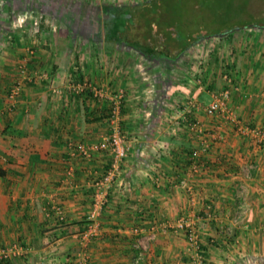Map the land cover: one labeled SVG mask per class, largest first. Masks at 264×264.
Listing matches in <instances>:
<instances>
[{
    "label": "crops",
    "instance_id": "0c3cea01",
    "mask_svg": "<svg viewBox=\"0 0 264 264\" xmlns=\"http://www.w3.org/2000/svg\"><path fill=\"white\" fill-rule=\"evenodd\" d=\"M13 1L0 0V250L19 249L0 264H264V42L231 44L230 61L205 53L199 67L124 44L71 45L55 27L38 48L12 21ZM223 90L225 113L206 115ZM111 117L128 150L99 191L100 235L82 242L94 183L111 168Z\"/></svg>",
    "mask_w": 264,
    "mask_h": 264
},
{
    "label": "trees",
    "instance_id": "16d2710c",
    "mask_svg": "<svg viewBox=\"0 0 264 264\" xmlns=\"http://www.w3.org/2000/svg\"><path fill=\"white\" fill-rule=\"evenodd\" d=\"M225 1L146 0L107 8L99 20L101 38L104 43L130 46L145 59L172 62L198 41L224 35L225 23L233 22L236 15L243 12L244 20L230 31L254 21L245 20V9L235 0ZM211 25L216 32L210 31Z\"/></svg>",
    "mask_w": 264,
    "mask_h": 264
},
{
    "label": "rangeland",
    "instance_id": "374dc122",
    "mask_svg": "<svg viewBox=\"0 0 264 264\" xmlns=\"http://www.w3.org/2000/svg\"><path fill=\"white\" fill-rule=\"evenodd\" d=\"M226 1L224 4H226ZM235 1L241 5L242 9H245V20L251 17L254 21L251 19L248 22V26L242 25L240 28L230 31L233 26L242 24L241 22L244 20L242 19L243 12L241 15H236L233 22L227 21L225 23L226 26L223 30L227 32L224 35L198 41V43L190 47L188 51L184 52L186 54L183 53L177 58L179 61L183 60L194 64L196 63L195 66L199 67L203 64L202 61L205 53L212 55L211 58H213V53H215L217 49H220L218 55L220 53V55L224 57L223 59L230 61L229 57L231 55L228 52L230 51L231 44H249L251 38L254 40L257 38V41L264 42V0ZM10 6V10L8 11H10L11 16L13 14L12 21H16V23L22 27L27 26L26 32L28 35L25 36L26 40L28 39L31 42L34 41L35 47L40 48L42 45L45 46L47 43H51L47 35L50 34L53 27H55L57 33L68 32V43H71V45H87L89 43L103 42L101 36L96 35V33L101 27L99 20L103 18L105 9L110 5L106 0H97V2L91 0H47L46 3H44L43 0H14ZM52 16H57V19H53L54 17ZM219 16L222 17V15ZM226 16L228 15L226 14ZM51 23H53L52 27ZM20 28L18 27V29ZM215 28L216 27L211 25L210 31L216 32L214 31L216 30ZM234 37H240L241 40L239 38L234 40ZM7 41L9 42L11 40ZM38 44L40 45L37 46ZM7 47H9V45H7ZM35 47L33 48L34 52H27L31 59L27 61V64L25 63V67L21 66L27 72L29 70L28 67H30L29 65L35 62L34 57L37 52ZM186 55L188 56L186 57ZM215 55H217V53ZM83 83L81 82V87L84 86ZM84 84L85 86L82 87L83 89L88 87L86 82Z\"/></svg>",
    "mask_w": 264,
    "mask_h": 264
},
{
    "label": "built area",
    "instance_id": "2783aa9c",
    "mask_svg": "<svg viewBox=\"0 0 264 264\" xmlns=\"http://www.w3.org/2000/svg\"><path fill=\"white\" fill-rule=\"evenodd\" d=\"M25 70L22 69V72ZM21 89L20 85L18 83L14 84L10 90L8 91V98L10 100H14L16 97L20 95ZM229 97V92L227 90H223L219 95L213 97L211 103L207 105L203 111L206 115L212 116L216 113H225V101ZM113 117L109 119V136L107 139V148L111 154L112 157V163L111 168L109 171H107L105 174H103L102 178L99 181H96L94 183V187L96 192L94 193L93 199H92V209L90 213L87 216V225L84 229V231L81 233V240L82 242H87L93 238H96L100 235V229L95 224V219L99 215V212L102 210V208L105 205L106 199L105 196H102V194L99 193L101 188L111 182L113 177L117 175L120 168V163L122 160L126 157L127 154V146L125 144V140L123 136L121 135L117 123H114ZM116 122V121H115ZM103 148V145H94L91 149L84 148L81 152L82 155L85 157H89L90 151H100ZM54 215H55V221L57 222V225H61L65 221V215L62 207L55 206L53 208ZM176 229L181 231L185 238L188 240L189 244L196 247L197 241L196 236L193 230L188 226L186 221L184 219H180L177 222ZM154 233L150 235V237H153ZM138 248V247H136ZM19 249L17 244L12 245L11 247L4 248L0 250V259L1 260H7L10 258V256L14 255L16 251ZM143 249L137 252L135 257V262L139 263L141 259L143 258Z\"/></svg>",
    "mask_w": 264,
    "mask_h": 264
}]
</instances>
